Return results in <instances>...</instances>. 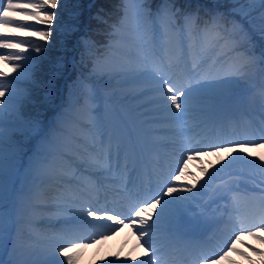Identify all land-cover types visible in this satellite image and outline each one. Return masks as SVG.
I'll use <instances>...</instances> for the list:
<instances>
[{
  "label": "snow or ice",
  "instance_id": "obj_1",
  "mask_svg": "<svg viewBox=\"0 0 264 264\" xmlns=\"http://www.w3.org/2000/svg\"><path fill=\"white\" fill-rule=\"evenodd\" d=\"M121 2L122 16L119 23L111 26L105 45L106 51L119 50L121 61L113 70L104 71L101 68L103 60L98 58L92 66V73L107 77L109 81L118 79V86L130 89L125 99L133 92L134 99L151 97L146 101L147 105L158 104L162 111L179 120L189 104L199 105L209 96L223 95L238 87L257 62V55L245 48V40H250L247 29L229 30L221 23L222 16L213 15L210 22L206 21L200 27L197 24L198 11H181L176 0H162L155 13L149 0ZM60 3L61 0H7L6 3L0 0V49L17 50L0 52V63L16 73L12 80H8L9 73L0 71V98H3L0 99V256L7 251L13 229L25 206L40 198L34 178H63L68 173H71L70 179L76 180L78 187L85 191L69 190V195H57L51 204L45 206L62 225L51 240L54 244L62 242L54 251L65 259L57 261L52 258L44 264H76L78 254L89 244L102 243L125 226L135 235L136 246L145 249L147 259H139L130 252L123 260L117 257L108 260L107 264H165L162 249L153 247L158 233L177 247L201 248V245L186 239L179 226L185 216L195 213L193 204L199 188L206 186L214 173L201 168L200 177L190 185L186 181L181 182L189 175L186 172L188 163L200 155L222 152L227 153L224 160L228 165L235 160L242 161L243 157L234 153H243L247 147H261L264 129L261 141L197 140L193 143L191 138L180 139L181 158L175 170L161 177L157 191L130 203L126 214L106 205L100 206L99 202L86 206L83 201H87L92 192L103 189L106 183L115 184L119 177L123 183L118 188L124 191L134 185L138 177L133 175L135 168L129 167V156L115 130L106 126L102 117H95L91 112L89 106L96 101V89L89 82L91 78L81 76L71 86L80 90L83 102L79 109L89 115L88 121L77 122L71 134L64 113L47 124L42 113L29 117L24 115L23 109L31 102L30 90L18 89L16 84L21 80L32 81L33 62L39 59L24 53L29 50L40 53L44 46L19 37L36 36L47 42L57 21L55 10ZM258 3L261 5L258 20L247 12L244 19L248 28L264 41V0H258ZM84 43L86 46L89 44L88 41ZM259 61L264 65V48ZM61 67L62 64L57 65L58 69ZM181 68L184 70L183 83L175 80L176 70ZM49 87H54V84L49 82ZM261 94L264 96V88ZM51 95L53 93L49 91L47 96ZM172 109L175 113L171 112ZM6 113L15 117L8 126L5 125ZM76 130L82 133L83 144L76 137ZM169 134L174 137L171 142L174 146L177 145L175 138L186 135L184 130H172ZM70 135L77 147L65 150L58 141L62 137L67 140ZM258 159L264 163V155ZM60 161L63 165L58 167ZM252 166L260 167L254 163ZM260 187L264 192V182ZM242 198L239 189L234 190L232 199L237 211L234 217H229L231 232L218 251H201L197 264H220L227 259L229 252L245 256L236 248L243 236L264 244V236L260 235L264 233V206L255 218H250L238 208ZM85 215L90 220L85 219ZM84 228L94 231L90 236L79 235ZM244 246L254 254L264 255L249 245ZM0 264H5L3 259H0Z\"/></svg>",
  "mask_w": 264,
  "mask_h": 264
},
{
  "label": "rangeland",
  "instance_id": "obj_2",
  "mask_svg": "<svg viewBox=\"0 0 264 264\" xmlns=\"http://www.w3.org/2000/svg\"><path fill=\"white\" fill-rule=\"evenodd\" d=\"M6 2L7 0H5V3ZM239 7V5H234L233 9L236 11L238 9H243ZM26 23L32 24V21H27ZM19 38L29 39L31 41H33L34 39H39L36 36ZM8 51L17 50L0 49V52ZM101 52L102 53L99 56L104 60L103 62H105V64L101 65V68L104 71H111L120 63L121 57L118 56L116 50L109 52L104 48L103 50H101ZM29 54L33 57H39V55H41V53H36L31 50L24 53V55ZM233 56H235V54H233ZM96 61L97 59L93 62V64ZM231 61L232 58L229 59V63H231ZM38 64L36 61L33 62L32 81L21 80L16 84V87L18 89L28 88L30 90L31 97L35 95L34 93L38 91L37 89H40L39 86L41 85L39 84L40 82L38 81L34 73L37 70ZM259 68L261 69L262 66L257 65V67H251L248 70V75L245 80L241 81L240 85L236 88H233L230 92L223 95L209 96L208 98L202 100L199 105L189 104L188 110L181 114V119L179 120H176L174 116L169 115L167 112L162 111L161 106L158 104L147 105L146 101L151 99V97L134 99L133 97L135 93L133 92L131 95L127 96V99H125L124 96L130 91V89L128 87L118 86L120 83L118 79L109 81L107 77L101 78L99 76L93 75L92 68H90L89 72L84 69V75L88 78H91V80L99 85L96 86L97 91L98 88L103 87V89H100L99 91L105 94L108 99H112L115 105H119L118 117L120 121L116 120V118H113V116L110 114H106L105 117L97 114L95 117H102L105 125L115 130L118 138L121 141L125 153L129 156L130 169L135 165V163H133V160L131 158V155L133 154H130L126 149V144L129 143L132 148L136 149L134 153L139 157L138 164L141 168V171L135 169L134 176L137 177V175H141L142 178L141 185H138V187L135 189L136 191L134 190L135 192L133 196L139 197L140 190L142 188L148 189V185H151V182L147 180V178H149L150 172L153 174L156 171L160 172V169H157V166L152 165V161L156 162L161 167V169L166 172L165 170L168 169L169 165L167 164L165 166L162 162V159H168V155H170L173 160L172 164H174L173 171L175 170L177 161L181 158L179 151L180 147L175 150L168 149L165 151V148L167 146L165 142L174 139V137L169 134L172 130H175L176 132L184 130L186 135L183 139L191 138L193 143H195L197 140L205 142L209 141L210 138L215 135V132H212L215 127L216 129H218V131H222L224 127V129L227 131L225 132L226 134L233 133V135L230 134L232 136L231 138H225L218 142L229 140H262V129H264V107H262V105H264V96H262L261 94L262 88L261 90L257 91L256 95L251 94L250 96L243 99H241L242 97H237V95H232L227 100L225 98L226 95H231L238 89H247L248 87H251L253 84L257 83V75L260 70ZM0 71L9 73L7 77L8 80H12L16 75V73L12 72L10 67H6L2 63H0ZM175 80L179 83L184 82L183 68L176 70ZM56 90L58 92L57 95H59V105H61L62 102L76 103V97L73 96V94L71 96L66 95L68 97L65 98L66 93H64L65 90L62 88L61 84L60 86L56 87ZM44 91V94L48 93L47 89H45ZM73 92L74 89L69 93L71 94ZM111 93H115V95L113 96L111 95ZM27 105L23 109V112L25 111ZM79 105L80 104H78V106ZM171 112L175 113V109H172ZM232 113L237 115L235 119H233L231 115ZM25 114L26 112L24 113V115ZM27 116L29 117L33 115L32 113H28ZM14 119V116H10L6 113L5 125L8 126L9 122ZM46 119H48L47 115L44 117V120ZM165 121L167 122L165 123ZM203 130L205 131V133L202 134ZM210 132L212 133L210 137L207 138L208 133ZM75 135L78 139H80V143L83 144L84 140L81 139L80 134L78 132H75ZM142 135H144L145 138L153 141V144L151 143V147H147L145 150H143V153L140 151L139 146V143L141 142L140 136ZM58 144L66 150L75 149L77 147V144L71 138V136H69L67 140L62 137L61 141H58ZM158 152L161 154V158H159V155H157ZM144 154H147L148 158H144ZM225 155H227V153L225 152L219 153L218 155H200L197 159L188 163L186 172L189 175H186L181 182L186 181L189 185L193 180H196L200 177L201 168L209 169L211 165L214 168L215 173L217 168L220 169L215 177H213V179H216L218 181L212 184L211 182H208V186L205 187L202 192H200V195H198L199 199H195V202L193 204L195 213H189L182 220L186 224L187 228L192 231L202 229L204 224L208 222L215 223L216 215L218 213L220 214L221 208H223L224 206L228 207L230 211H234L233 214L235 215L237 211V205L233 203L232 197L234 194V190H236L237 188H242L243 192L240 193L244 197L239 201L238 204L240 212L247 214V216L250 218H255L256 216L255 214L253 217V210L255 208L251 200L255 199L258 194L253 193L251 195L248 194L246 190L247 187L251 185L260 187L262 182H264V163H262L258 159V157L264 155V142H262V146L259 148L247 147L245 148V151L243 153H234V155L242 156V161L235 160L230 165H228V161L224 160ZM229 159H231V157ZM217 161H219L220 163H217ZM253 163L256 165H260V167H253ZM62 165V161L58 162V167ZM223 165L228 166L222 167ZM70 176L71 173H68V175L64 176L63 178H34V182H38V184L39 182H43L46 183L47 186H49L50 184H57L60 187L59 189H53L52 191H49L43 189L40 184L37 185L36 183H34L35 186L38 187L37 191L39 192V194H42L43 196H40L41 199L30 201L25 206L26 208L23 209L21 215L27 213L32 214V220L30 222L23 221L19 223L17 227L15 225V231L13 230L14 232H12V240L9 241L7 246V248L9 247L10 249L9 256H7L6 253L8 252L6 251L2 256H0V259L9 257V259L12 260L14 264H44L46 260L52 258L57 261H63L65 259L64 257L59 256L58 251H54L56 245L62 242L58 241L56 242V244H54L51 240L53 234L57 232V229H55V227H62V225L58 224L52 213L46 210L45 206L51 204L53 202L52 198L56 197L57 195H69V190L76 192L85 191L84 189L79 188L76 180L70 179ZM41 178H43L45 182L40 181ZM102 190L104 198L109 197V194L107 195L105 190L107 191V193H114L112 184L106 183ZM259 196L260 199L264 202V192L259 193ZM42 197L47 198L42 199ZM115 199L118 200L121 198L115 197ZM89 201H92V204H96L97 202H99L98 195L96 196L90 194L89 200H87V202ZM223 202H226L225 205ZM119 206L120 209H122L126 214L127 206L123 204H120ZM85 219L89 220L86 215ZM93 223L100 222L95 221ZM47 225H49V227ZM227 228L228 235L224 237V240L228 238L229 233L231 232L232 225L230 224ZM92 231L94 230L84 228L83 232H81L79 235L90 236ZM260 235L264 236V233H260ZM117 237L118 236L113 237L111 242L116 240ZM223 241L221 242L220 246L222 245ZM106 245H108L107 240H104L99 244H89V246L86 248L87 253L85 254V256L78 258L76 264H89L91 261V263H93V259H95L97 255H101L103 250H105V253H108V248H105ZM244 245H249L251 248L257 249L259 253H264V244H261L248 236H243L242 242H238L236 248L239 252H243L247 259L245 258V256H240L233 252H229L227 259L221 261L220 264H264V255L254 254L252 251H249L248 247H245ZM218 249L213 252L218 251ZM101 257L103 256H100L96 260L98 264H101L103 261L99 260ZM4 262L5 264H9L6 261ZM194 264H197V260Z\"/></svg>",
  "mask_w": 264,
  "mask_h": 264
},
{
  "label": "trees",
  "instance_id": "obj_3",
  "mask_svg": "<svg viewBox=\"0 0 264 264\" xmlns=\"http://www.w3.org/2000/svg\"><path fill=\"white\" fill-rule=\"evenodd\" d=\"M90 1L91 0H61L60 7L55 10L58 18L53 24L50 39L47 42L40 41L39 39L33 40L34 43L44 46L42 52H40L41 55H39V59L36 60L37 64L39 63L36 72H34L36 78L40 84L49 87V82H52L54 87H51V89L47 91L53 93L51 96H47V93L44 94V90L37 89L38 91L31 97V102L27 105L24 111V113L26 112L25 117H28V113L35 115L39 112L43 114L44 119L47 114L54 111L57 105L56 98L58 97L56 87H58L62 80V76L69 69L66 59V54L68 52L75 51L77 60L87 72L92 68L93 62L96 59L101 58L99 56L102 53L101 50H103L108 43L106 34L111 31V26L113 24L119 23L120 17L122 16L121 9L123 4L121 0ZM155 1L156 4L153 5V2ZM203 1L206 4H214L217 7L205 10L199 4L198 0H176V6L180 8L181 11H198L200 22H210L213 15L222 16L221 23L229 30L233 29V27H238L240 24L245 25L250 36V40H245L244 42L245 47L252 46L254 48L255 43L258 42L260 38L248 28L244 19V14L247 12L251 17L258 20L261 10V5L258 3V0ZM89 2L90 4L87 5ZM149 2L151 6L157 10L162 0H149ZM234 5H239V8L243 9H238L236 11L233 9ZM48 11L51 10L49 9ZM226 14H230L231 17L227 18ZM34 23L35 22L32 21V24ZM37 27L42 29L46 28L44 25H37ZM127 30L128 29H125V31ZM84 41H88L89 44L86 46ZM116 52L118 56L121 57L120 51L116 50ZM58 64H62L63 67L58 69ZM102 64H105V62ZM81 76L83 75L74 68L70 69L63 82L64 92L69 93L72 91L73 89L71 86L76 83L77 79ZM71 94L77 98V101H79L80 104L83 102L81 100L79 89H74V92ZM96 100L99 102L97 94ZM93 104H95V102L90 106ZM69 108H72L73 111H69ZM74 112L76 114L78 113L76 116L77 118L86 114L78 107H68L67 102H62V106L54 112V117L60 113H64L65 118H68L69 114ZM71 121L72 120L70 119L69 122L66 123L69 130L73 129V126L70 124Z\"/></svg>",
  "mask_w": 264,
  "mask_h": 264
},
{
  "label": "bare ground",
  "instance_id": "obj_4",
  "mask_svg": "<svg viewBox=\"0 0 264 264\" xmlns=\"http://www.w3.org/2000/svg\"><path fill=\"white\" fill-rule=\"evenodd\" d=\"M179 139H181V138L178 137V139H176L177 140V145L176 146H174L171 143L172 140L166 141V143L169 146H174L175 148H179L181 146V145L178 144L179 143ZM179 151H180V149H179ZM215 166H216V163H215ZM217 169H219V168H217ZM208 172L209 173H214L213 177L216 174L213 167H210L208 169ZM156 173L159 176V179H161L162 176L158 172H156ZM153 178H155V176H153ZM40 181H44V179L41 178ZM160 182H161V180H160ZM160 182L156 181L157 186H159ZM200 183L203 184L204 181H201ZM119 185H122V184L119 183V182H116L114 187L117 188L116 191L119 194H121L122 197L125 198V196H127V193L128 194L131 193L129 188L127 190L120 191L119 188H118ZM129 187H131V185ZM198 187H199V185H198ZM203 189H204V187H201V188H199V191H202ZM148 190L143 189V191H148ZM194 191H196V190H194ZM89 220H90V218H89ZM91 222L93 223L95 221H91ZM97 222H99V221H97ZM115 236H118V237L116 238V240L111 242L112 238L115 237ZM162 239H163V237L158 233L157 236L154 238L153 247H157L160 244V242L162 241ZM106 240H107L108 245H106L105 248H108V253H105V250H103L102 254L101 255H97L96 258L93 259V263H91L92 262L91 261L89 264H98L96 262V260L100 256H103V257H101L99 259V260H103L101 264H107L108 260H115L117 257H119L120 260H123L130 252H132L133 255H135L139 259H147V257L144 255L145 249L143 247H137L136 246L137 245L136 237H135V235L130 233L129 229L126 226L124 228H122L121 231L118 232L117 234L109 236L108 239H106ZM86 253H87L86 249L82 250L78 254V258H81V257L85 256Z\"/></svg>",
  "mask_w": 264,
  "mask_h": 264
}]
</instances>
